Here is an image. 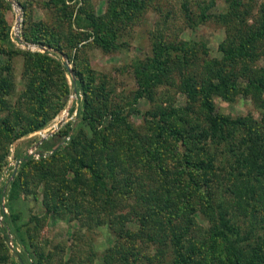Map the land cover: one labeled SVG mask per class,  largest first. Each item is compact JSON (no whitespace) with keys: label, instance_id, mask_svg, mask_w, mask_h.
Here are the masks:
<instances>
[{"label":"rangeland","instance_id":"rangeland-1","mask_svg":"<svg viewBox=\"0 0 264 264\" xmlns=\"http://www.w3.org/2000/svg\"><path fill=\"white\" fill-rule=\"evenodd\" d=\"M53 1L0 0L2 29L5 32V26L7 27L13 44V48L6 47L10 52L0 54L1 76L8 78L10 84L0 110V192H3L0 196V218L3 216L4 221V215H7L13 229L20 230L23 236L21 245L10 235L7 240L0 237V264H21L20 256L28 259L30 264H38V248L43 253H50V260L46 264H103L105 251L115 243L116 238L107 225L94 223L89 226L86 223L90 216L87 212V198L80 202L85 206V212L83 209L78 214L70 208L73 212L69 213L66 206L74 188L64 189L60 184L63 177L73 181L75 173L62 166V156H58L56 162L51 160L55 149L68 143L65 139L68 137L66 131L70 127L73 126L71 133L79 140L92 139L94 136L92 126L81 114L86 113L83 109L85 96L81 89H76L69 68L75 78L76 71H79L84 79H93L92 89L100 96H94L95 108L103 111L107 107L112 112L117 109L122 111L130 125L140 128L137 131L143 137L148 136L145 135V118L149 111L158 112L159 120L163 109L178 108L183 110L181 115L185 119L197 118L198 124L205 127L203 111L197 106V102L193 104L182 92V81L190 79L198 87L209 79L217 83L218 71H225L229 78L231 67L228 65L230 63L223 61V50L230 51L231 46L241 43L245 35L249 34L246 27L254 28L260 16H264V0H240L242 5L233 10L229 7V2H235L233 0H145L142 9L131 21L120 23L122 33L118 39L119 48L107 52L95 43L94 37L89 36L91 32L87 31L85 20L86 11L106 17L109 0H67L68 7L65 11ZM225 15H230V18L225 19ZM42 23L46 26L41 31L43 35L46 30L53 31L60 38L67 55L58 53L55 47L57 43H53L51 48L25 41L24 33L32 35L33 30ZM14 28L19 29L20 39L25 45L12 38ZM75 34L83 40L78 46L68 43V38ZM169 44L187 47L186 52L172 54V63L168 66L171 75L164 81L165 84L156 86L151 98L145 96L136 103L135 96L142 89L135 72V60L145 61L155 57L161 46ZM28 45L32 48L38 47L39 50L31 49ZM0 46L3 47L2 44ZM251 47L253 48H249V54L255 59L247 62L248 69L244 71V76L240 75V90L230 96V100L218 94L213 96L218 113L229 119L227 130L231 135L227 137V143L229 146L235 145L236 149L240 143L252 139V131H247L244 124L241 125L240 119H253L250 123L251 129L259 128L264 134V94L246 88L247 79L257 75L264 66V44H254ZM11 51L15 53L12 54ZM26 53H40L54 61L51 67L55 75L46 76L49 77V87L42 94L45 95L43 104L50 111V119L46 127L36 132L31 131L30 127L35 123L37 107L33 94L39 85L27 73ZM59 74L65 77L69 86L70 92L64 96ZM190 106L198 112L197 116L185 114V109ZM6 126L12 131L6 130ZM36 147V153L41 155L39 159L29 154ZM64 148L63 153L67 156L74 154L70 145ZM50 151L52 153L47 154ZM219 167L223 168L221 171L225 181H231L229 186L223 184L226 193L228 187H235L231 177L227 176L231 174V168L227 163H222ZM136 171L141 173L139 166ZM16 176L21 178V184L13 193L14 197L9 200V182ZM238 183L239 181L237 185ZM82 188L86 189L83 184ZM61 194L66 196L65 204H60ZM224 196L230 194L218 195L219 201ZM56 203L57 208L60 205L58 214L55 212ZM73 205L75 204L71 206ZM124 212L126 214L127 211ZM228 212L241 228L242 237L246 232L251 234V243L264 234L261 222L253 220L250 211L244 208V212H241L232 206ZM182 213L185 214V210ZM91 215L95 217V214ZM136 215H128V228L140 227ZM259 215L262 213L257 217ZM194 217L199 225L208 226L209 221L202 212H196ZM254 222L255 225H252ZM148 239L144 235L141 243L147 257L153 258L151 264H171L170 250L167 249L166 252V247L158 244L159 240Z\"/></svg>","mask_w":264,"mask_h":264},{"label":"trees","instance_id":"trees-1","mask_svg":"<svg viewBox=\"0 0 264 264\" xmlns=\"http://www.w3.org/2000/svg\"><path fill=\"white\" fill-rule=\"evenodd\" d=\"M233 1L235 2H229L231 10L242 5L240 0ZM108 2L106 17L86 11L85 26L95 43L111 52L119 48L118 39L122 33L120 23L131 21L142 9L145 0ZM53 3L64 11L68 7L67 0H54ZM228 16L230 15H225L224 18H230ZM5 29L7 31L4 32L0 20V37L4 34V38H0V44L3 45L0 46V54L10 52L6 47L13 48L9 30L6 26ZM45 29L46 26L42 23L30 36L23 32V37L27 43L39 46L52 48L53 43H57L55 47L58 53L67 55L60 38L51 30H46L43 35L41 31ZM246 29L249 34L245 35L241 43L231 46L230 51L223 50V61L230 63L228 65L231 67L229 78L225 71H218L217 83L209 79L198 87L190 79L182 81V92L193 104L197 102V106L203 111L205 127L198 124L197 118L185 119L181 115L183 110L178 108L163 109L159 120L158 112L149 111L145 118V135L148 136L143 137L137 131L140 128L130 125L122 111L117 109L112 112L107 107L103 111L95 108L94 96H100L92 89L93 79H84L75 70V87L81 89L85 96L83 109L86 113L81 111L82 118L92 126L94 136L92 139L79 140L71 133L73 126L70 127L66 131L70 140L63 146L70 145L74 154L67 156L63 153L65 148L62 146L55 149L51 160L56 162L58 156H62V166L75 173L73 181L63 177L60 184L64 189L74 188L66 206L69 213L73 212L70 210L73 208L76 213L81 214L85 206L80 202L87 198V212L90 216L86 223L89 226L94 223L107 225L116 238L114 245L105 251L103 264H151L153 258L147 257L141 243L144 235L149 241L159 240L158 244L165 246L166 252L167 249L170 250L171 264H264V234L251 243V234L246 232L242 237L241 228L228 212L232 206L241 212L245 208L251 212L253 220L261 222L264 232V134L259 128L251 129L253 119H240L241 125L244 124L247 131H252V139L240 143L237 149L233 144L229 146V119L218 113L213 101L215 94L230 100V96L240 90V75L244 76V71L248 69L247 62L255 59L249 54V48H253L251 45L254 44H264L263 15L254 28ZM82 41L77 34L68 38V43L73 46H78ZM157 44L158 42L155 43ZM186 49L187 47L169 44L161 46L155 57L145 61L135 60V72L142 89L135 96L136 103L145 96L151 98L153 89L165 84L164 81L171 75L168 66L172 63V54L185 53ZM11 53L14 54L15 51ZM26 58L27 73L39 85L33 94L37 107L35 123L30 127L31 131L36 132L46 127L50 119V111L43 104L45 95L42 94L49 87V77L46 76L55 75L51 67L54 61L40 53H26ZM1 75L0 71V110L10 88L9 79ZM59 76L64 96L70 92L69 86L65 77ZM247 81V89L264 94V66ZM93 112L96 113L95 118ZM184 112L190 116L198 115L192 106L187 107ZM5 128L12 131L8 126ZM222 163H227L231 168V174L227 176L231 177L235 186L228 187L226 193L223 184L229 186L231 181H225L221 171L223 168L219 167ZM137 166L141 173H137ZM20 184L21 178L17 176L9 182V200L14 197L13 193ZM82 184L86 189L82 188ZM0 193L2 196L3 192ZM63 194L60 196V204L66 203V196ZM224 194L230 196H224L219 201L218 195ZM118 195L122 197L119 198ZM72 204L75 205L71 206ZM54 206L58 214L60 205L58 208L57 203ZM124 210L127 211L126 214ZM182 210H185V214ZM198 211L208 219L207 227L199 225L194 217ZM130 213L137 214L140 227H127L126 220ZM259 213L262 215L257 217ZM91 214H95V217ZM4 216V221H0V237L7 240L10 235L21 245L23 236L20 230H14L9 223L10 218ZM36 252L38 264H46L50 260V253H43L39 248ZM20 257L21 264H30L28 259Z\"/></svg>","mask_w":264,"mask_h":264},{"label":"built area","instance_id":"built-area-1","mask_svg":"<svg viewBox=\"0 0 264 264\" xmlns=\"http://www.w3.org/2000/svg\"><path fill=\"white\" fill-rule=\"evenodd\" d=\"M20 17H21V12H20V15H19V19H20ZM16 25H18V22H17V24ZM19 29H16V28H14V30H13V39L14 40H17V41H20V43H22V40L20 39V36H19ZM23 45H25L24 43H22ZM31 49H34V50H39V48L38 47H35V48H32L31 47V45H28ZM43 136H45V135H43ZM45 138V137H44ZM67 142H69V140H70V137H67L66 139H65ZM37 150H38V147H36V148H34V149H32L30 152H29V154L30 155H32V156H34V157H36L37 159H39L40 157H41V155L40 154H37L36 152H37ZM52 152L50 151V152H48L47 154H51ZM3 217V216H2ZM0 218V221H3V218ZM12 237V236H11ZM13 239V238H12ZM11 246H12V248L14 247V245H13V241H11Z\"/></svg>","mask_w":264,"mask_h":264},{"label":"water","instance_id":"water-1","mask_svg":"<svg viewBox=\"0 0 264 264\" xmlns=\"http://www.w3.org/2000/svg\"><path fill=\"white\" fill-rule=\"evenodd\" d=\"M69 71H71V73H72V75H73V78H74V80H75L76 78L74 77V74H73L71 68H69Z\"/></svg>","mask_w":264,"mask_h":264}]
</instances>
